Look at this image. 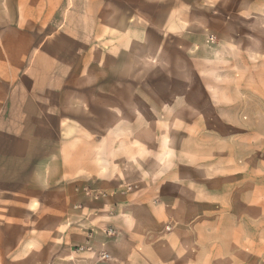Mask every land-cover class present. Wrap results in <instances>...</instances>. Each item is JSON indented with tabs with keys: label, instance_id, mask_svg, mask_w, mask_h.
Instances as JSON below:
<instances>
[{
	"label": "crops",
	"instance_id": "crops-1",
	"mask_svg": "<svg viewBox=\"0 0 264 264\" xmlns=\"http://www.w3.org/2000/svg\"><path fill=\"white\" fill-rule=\"evenodd\" d=\"M72 2L0 0V72L15 70L17 47L29 55L15 42L31 38L28 25ZM110 5L143 29L130 35L143 40L133 53L149 64L181 57L187 88L205 89L210 110L167 106L187 99H98L95 109L60 99L56 111L55 99H27L36 107L23 119L51 122L25 163L12 161L0 128V183L12 168L16 185L0 190V232L14 233L0 238V264H264V111L214 110L215 99L264 105V0ZM3 94L0 126L14 100Z\"/></svg>",
	"mask_w": 264,
	"mask_h": 264
},
{
	"label": "rangeland",
	"instance_id": "rangeland-1",
	"mask_svg": "<svg viewBox=\"0 0 264 264\" xmlns=\"http://www.w3.org/2000/svg\"><path fill=\"white\" fill-rule=\"evenodd\" d=\"M121 8L112 14L110 0H74L70 6L57 9L51 22L28 25L31 38L15 41L29 55H19L17 47L16 55L10 58L18 64L9 66L15 70L0 72V98L4 97L5 90L6 97L14 99L7 104L8 116L0 126L4 134L1 138L11 147L12 161L28 162L34 140L47 137L51 122L45 118L38 119L37 123L23 119L36 107L31 104V108L27 99H55L56 111L62 106L60 99H84L89 109H95L100 103L98 99H102L103 107L115 106L107 103L108 99H187L188 103L183 104L169 100L167 106L170 111L190 107L195 111L208 110L206 90L187 88L193 73L179 71L184 65L178 62L181 57L153 56L149 64L145 62L148 57L133 53L134 48L143 47V40L132 39L130 35H143V29L127 26ZM183 62L190 65L189 59ZM244 103L250 111H264V105L260 107L253 99H215L214 110L240 114ZM37 106L40 112H50L42 101ZM126 106L118 104L120 109ZM138 106L143 105L140 102ZM6 170L7 181L0 183V190L12 192L16 185L9 179L14 169ZM13 234L0 232V238L12 240Z\"/></svg>",
	"mask_w": 264,
	"mask_h": 264
},
{
	"label": "built area",
	"instance_id": "built-area-1",
	"mask_svg": "<svg viewBox=\"0 0 264 264\" xmlns=\"http://www.w3.org/2000/svg\"><path fill=\"white\" fill-rule=\"evenodd\" d=\"M102 258H103V259H108L109 257H108L107 254H103V255H102Z\"/></svg>",
	"mask_w": 264,
	"mask_h": 264
}]
</instances>
